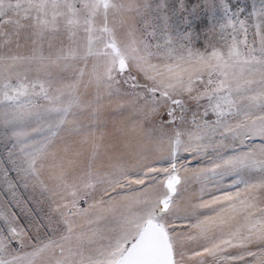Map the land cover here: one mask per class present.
<instances>
[{"label": "snow or ice", "instance_id": "obj_1", "mask_svg": "<svg viewBox=\"0 0 264 264\" xmlns=\"http://www.w3.org/2000/svg\"><path fill=\"white\" fill-rule=\"evenodd\" d=\"M222 7L0 0V183L48 207L0 208V264H264V0Z\"/></svg>", "mask_w": 264, "mask_h": 264}, {"label": "rangeland", "instance_id": "obj_2", "mask_svg": "<svg viewBox=\"0 0 264 264\" xmlns=\"http://www.w3.org/2000/svg\"><path fill=\"white\" fill-rule=\"evenodd\" d=\"M225 2H227L230 5L231 12L235 13L239 19H247L249 14L253 10V7L258 9L261 4V0H209V3L214 4V6L217 9L216 11L217 18L223 17L222 5ZM209 19L210 16L207 14L202 16V20L205 22H207ZM252 20L254 22L255 17H253ZM249 38L251 39V31ZM252 143L259 144L260 141L256 140ZM241 150H246V149H241ZM230 153H231V149L229 150L228 154ZM6 156H7V146L3 140H0V161L5 160ZM208 164H209V160L207 158L192 160L191 162V166L194 168L204 167L207 166ZM189 175H191V173H189ZM254 175H259V174L254 173ZM233 179H235L234 176H225L223 179H217V181L208 184L204 192L200 191V187H201L200 184L193 181L189 186L187 197L193 202H199L197 198L208 200L211 199L212 196L222 195L224 192L227 191H235V188L229 187V184ZM16 195L21 201L26 203L27 208L32 209L31 217H28L22 208L11 207V205L8 202L12 200V197L7 191V185L0 183V208H3L5 211L8 210L15 211L17 213V216L21 224H26L28 219L41 218L48 211V207L46 204L37 203V200L39 198L32 192L31 189H25L23 188L22 185H18ZM197 211L208 216L214 215V213L210 209H198ZM201 218H203V216H201ZM0 227H3L2 218H0ZM41 235H43V233H41Z\"/></svg>", "mask_w": 264, "mask_h": 264}]
</instances>
